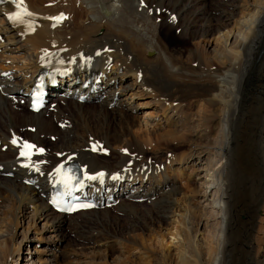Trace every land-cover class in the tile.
I'll use <instances>...</instances> for the list:
<instances>
[{
  "label": "bare ground",
  "instance_id": "1",
  "mask_svg": "<svg viewBox=\"0 0 264 264\" xmlns=\"http://www.w3.org/2000/svg\"><path fill=\"white\" fill-rule=\"evenodd\" d=\"M189 1L24 0L35 13L25 17L35 31L6 19L14 4L0 6V199L15 206L17 222L32 218L26 232L16 224L12 239L19 241L12 245L0 227L2 264H61L65 226L110 214L105 208L64 215L49 206L43 197L49 173L68 156L90 174L125 178L105 184L117 196L129 195L117 209L132 213L137 225L166 222L162 238L177 240L173 253L167 248L170 264H264V0H223L217 24L206 9L209 0L196 9L201 0ZM61 12L68 19L52 28L48 17ZM199 14L207 25L196 31ZM163 28L194 39L200 33L201 42L195 40L183 58L159 40ZM59 58L79 71L100 65L103 80L98 89H87L95 104L75 99L71 91L81 93L79 83H61L57 94L71 97H54L53 111L35 113L20 86L44 61ZM143 95L148 99L134 104ZM140 105L153 109L143 114ZM66 120V129L57 125ZM48 137L56 144L37 158L46 161L39 188L27 185L30 168L21 165L19 145L30 140L44 146ZM175 143L183 149L166 163L147 159L153 147L168 152ZM140 198L152 204L148 220L132 210ZM26 243L43 246L23 251ZM75 250L73 257L79 256ZM86 259L72 264H88Z\"/></svg>",
  "mask_w": 264,
  "mask_h": 264
},
{
  "label": "rangeland",
  "instance_id": "2",
  "mask_svg": "<svg viewBox=\"0 0 264 264\" xmlns=\"http://www.w3.org/2000/svg\"><path fill=\"white\" fill-rule=\"evenodd\" d=\"M189 2H191V0ZM200 2H201L200 4L199 3L195 4V9L197 6L200 8H204V6L207 5L206 3H203L202 0ZM222 3H223V0H209L208 5L206 6V9H208L209 14H211L210 19L213 24L214 23L217 24L218 22L217 18L220 17V13H221L220 9L222 8L221 6ZM46 5H49V3H47ZM143 5H144V2H143ZM172 5L182 6L181 4L178 5L177 3L172 4ZM149 13H152V12H149ZM205 16L206 15L204 14L203 16L201 15L199 16L202 18L199 19L198 22H196L195 24L196 31L202 30V28H205L203 26L207 25L206 22L208 18L207 17L205 18ZM173 29L171 31H167L166 28L159 30L160 31L158 33L160 37L159 40L165 44V46L167 47L169 51L179 56L182 55L183 58H187L189 55V49L191 47H194V44H193L194 41L195 40H196L195 42L199 41L200 38L198 37L200 33L197 35L196 39H194L193 36L191 37L187 35L182 36L180 30H178L177 28H173ZM202 47H205L204 42H202ZM134 99H135L134 104H137V103L144 102L148 98H145V96L143 95L142 97L140 96ZM93 103L95 104V102H92L91 104H88V105H93ZM139 107L143 108V114L151 112L153 109V106H149V105L148 106L140 105ZM46 110H48L49 112L53 111V106L49 105ZM23 114L24 112L20 113V115H23ZM48 114L49 113H46V116H48ZM64 123L62 124L60 123L59 125V123L57 122V125L61 127L62 129H66L68 125L67 123L69 122L66 120ZM211 128H213V126H211ZM30 130H32V128ZM54 144H56V142L53 137L52 138L48 137L44 141V146H46V148L48 149L49 147L52 148ZM100 144H101L100 148L101 147L103 148V142H100ZM182 149H183V146H180L175 143V146L172 144L169 145L168 152L159 151L160 153L159 152L155 153L154 147H153V149H151L152 152L150 151L148 153L147 159H149L152 162L154 161V163L156 164L162 161L166 163L167 162L166 159L168 160L171 157V155L174 156L176 153L182 151ZM103 155L104 156L107 155L106 157H109V153L106 154L105 151L103 152ZM136 160L138 161V158ZM190 172H191V169H188L187 173H190ZM193 183L195 182L193 181ZM137 184L138 183H135L133 185V187L136 190L138 187ZM9 206L11 209L9 208ZM132 206L134 208V209L132 208V210H134L136 214L138 212L137 215L139 218H141V220L142 219L148 220V217L146 216H148V213H149L148 211L152 209V204L150 202L146 201L145 199H142V200H138L137 202L134 201ZM135 208H137L136 209L137 211L135 210ZM16 214H17V210L15 206H13L11 203L7 202L3 198L0 199V227L5 226L4 228L7 229V232H8L6 233L8 237L7 244H10V245H12L14 242L19 241L16 239L15 240L12 239V235L15 234L16 231L18 230V228L16 227V224L21 226L20 231H22L23 228H24L23 229L24 231L28 227V224H31L32 222V218H26V219H23L22 222L20 223L21 219L19 218L20 220L18 221L19 222L18 224L16 220L17 219ZM109 215L108 217H104L103 215L101 217L94 216L88 220H83L81 224L79 225H76V226L73 225L70 227L65 226L66 229H64V234H65L64 237L66 239V243L63 246V251H64L63 256L64 257H62L61 264H72L74 262H77L80 259L85 261L86 258H87L86 260H88V264H167V263L170 264L171 263L172 255H170L169 252H167V248H169V251L173 253L174 248H175L174 244H175V241L177 240L175 239L174 236H170L169 240L167 238L165 240L162 238V235L163 236L167 235L166 222L156 220V221H153L152 223L148 221L149 222L148 225L141 226L143 224L142 222L140 223V225H137L134 223L132 213L124 214L123 212H120L117 209V205L110 208ZM32 227L33 226L31 225L30 228L33 229L34 231L36 230V228H38L37 226H34L36 228H32ZM130 234H132L134 238L136 237L135 241H131V239L129 240ZM163 240L164 242H166V245L163 242ZM169 241H171V243L168 244V247H165L167 246V243ZM43 245H44V242H43ZM43 245L37 244L35 246V244L33 243H26L25 245H23V251H28L29 247H31V249H33L34 247L41 249ZM120 248L123 249L124 251L123 253H120L119 251ZM73 250L75 251L78 250L77 252L80 251L79 256L80 255L81 256L79 257L77 256L78 255L77 254L76 255L77 257L75 256L73 257V253H72ZM143 250H145L146 253H144ZM124 254L126 255V258ZM1 256L2 254L0 253V260L2 259ZM120 257L123 259L119 260L118 258ZM75 258L77 260L74 261ZM0 264H2V261H0Z\"/></svg>",
  "mask_w": 264,
  "mask_h": 264
},
{
  "label": "snow or ice",
  "instance_id": "3",
  "mask_svg": "<svg viewBox=\"0 0 264 264\" xmlns=\"http://www.w3.org/2000/svg\"><path fill=\"white\" fill-rule=\"evenodd\" d=\"M6 2L7 0H0V4H4ZM10 2L16 6L17 11L8 14L9 20L13 21L14 23L27 24L29 31H35L34 24L31 21L25 19V17L35 16V13L30 12L28 10V8L24 5V0H10ZM142 3H143V0H142ZM48 19L56 22L53 24V27H55L56 24L60 23L63 19H65V17L63 16V14H61L60 16L48 17ZM173 19L175 18L173 17ZM44 51L46 55H51L50 53H48L47 49H45ZM97 55H100V53L97 52ZM91 59L92 57H87V60L90 61ZM59 62L61 64L64 63L63 60H60ZM4 75H7V73H4ZM11 143L13 145H17L18 140L14 138L11 141ZM19 147H20L19 157L26 158V162L23 163V167L34 169L36 172L41 173L40 164L46 163V161L33 162L31 157L34 154L33 150H35L37 153H44L45 149L42 147L38 148L35 144L30 143L28 141H23L22 144L19 145ZM93 150H97V145L95 144L93 145ZM104 151H107V150L105 149ZM123 151L127 152V149H124ZM58 155H64V154L58 153ZM71 159H72V156H68V160H71ZM130 166H131V161H129V167ZM0 167H2V165H0ZM49 175L58 176L59 179L56 180L55 182L63 185L65 189V192H64L65 195H71L74 190H77V189L82 190L85 187L84 179L88 181L99 180L101 183H103L106 173L103 171H100L96 174L85 175L84 179H81L80 177H78L76 174L73 173L72 168L65 169L64 164H60L54 169L52 173H49ZM110 178L113 180H118V179H121L122 177L120 173H115ZM72 199L75 201L79 200L78 197H74V196L72 197ZM76 206H77L76 204H71L66 210L75 211ZM79 207L89 208V207H93V205L82 203V204H79Z\"/></svg>",
  "mask_w": 264,
  "mask_h": 264
}]
</instances>
